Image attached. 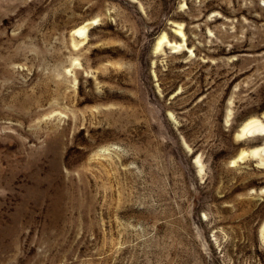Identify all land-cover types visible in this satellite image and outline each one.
Segmentation results:
<instances>
[{
    "label": "rangeland",
    "instance_id": "rangeland-1",
    "mask_svg": "<svg viewBox=\"0 0 264 264\" xmlns=\"http://www.w3.org/2000/svg\"><path fill=\"white\" fill-rule=\"evenodd\" d=\"M263 112L264 0H0V264H264Z\"/></svg>",
    "mask_w": 264,
    "mask_h": 264
},
{
    "label": "bare ground",
    "instance_id": "bare-ground-1",
    "mask_svg": "<svg viewBox=\"0 0 264 264\" xmlns=\"http://www.w3.org/2000/svg\"><path fill=\"white\" fill-rule=\"evenodd\" d=\"M96 22V21H95ZM93 25V24H92ZM181 25V24H180ZM182 26V25H181ZM181 26H177V28L175 29V32L178 34V36L180 35L181 36V39L179 42H170L167 38H166V35L165 33H162L161 36L159 37L158 39V42H157V49L160 48V45L164 42V41H167L171 46L172 48H177V47H183L185 46V35H184V32H182L181 30ZM86 31V26L85 24L84 25H81L79 27H77L75 30H74V33L76 35H79V36H84L83 34L85 33ZM87 35V34H86ZM85 37V36H84ZM192 50V49H191ZM229 116V115H228ZM263 116H264V112H263ZM257 134H264V123H262V121L258 118H250V119H247L246 121H244L241 126H240V129L237 131V135L239 137H250L252 135H257ZM252 152L254 154L258 153V149L255 148L252 150ZM246 151L245 150H242L240 151V153L238 154V156L236 157L237 159H240L242 158L243 156L246 155ZM234 159V158H233ZM199 161V159H197ZM235 161V159L233 160ZM199 163V162H198ZM201 165V164H200ZM202 167V166H200Z\"/></svg>",
    "mask_w": 264,
    "mask_h": 264
}]
</instances>
